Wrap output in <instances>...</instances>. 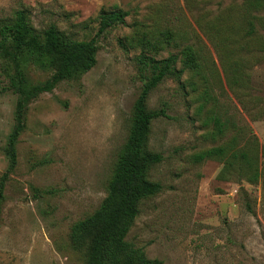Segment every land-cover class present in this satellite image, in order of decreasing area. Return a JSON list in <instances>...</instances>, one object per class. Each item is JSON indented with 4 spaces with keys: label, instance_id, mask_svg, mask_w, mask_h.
Returning <instances> with one entry per match:
<instances>
[{
    "label": "rangeland",
    "instance_id": "obj_1",
    "mask_svg": "<svg viewBox=\"0 0 264 264\" xmlns=\"http://www.w3.org/2000/svg\"><path fill=\"white\" fill-rule=\"evenodd\" d=\"M18 9L41 41L51 24L88 40L103 12L127 15L98 37L93 68L27 106L1 205L0 264H86L89 242L75 244L72 226L108 194L150 74L140 70L143 53L178 54L182 74L167 77L147 101L150 109L167 107L148 141L163 154L149 173L163 189L140 202L128 244L162 264H264V0H0V39ZM187 48L196 52L193 66ZM29 61L31 83L53 74L46 62ZM14 71L0 49V181L18 99L4 87ZM217 147L224 157L196 159ZM241 150L250 151L257 179L232 157Z\"/></svg>",
    "mask_w": 264,
    "mask_h": 264
},
{
    "label": "trees",
    "instance_id": "obj_2",
    "mask_svg": "<svg viewBox=\"0 0 264 264\" xmlns=\"http://www.w3.org/2000/svg\"><path fill=\"white\" fill-rule=\"evenodd\" d=\"M127 12L119 9L103 12L96 36L88 40L68 37L55 24L44 30V41L35 34L28 20L27 11L18 9L14 20L1 26L0 49L15 64L14 74L10 76L5 90L18 95L14 112L15 125L8 136L6 155L9 160L7 171L0 181L1 205L5 199V187L10 173L17 163L16 143L25 127V112L29 103L42 93L52 92L61 82L83 75L97 63L98 37L123 23ZM189 66L196 63V52L186 50ZM29 57L41 61L53 69V74L45 81L33 84L26 77V65ZM45 57V58H44ZM140 70L146 74L145 81L134 103L132 122L127 141L119 156L114 175L108 187V194L92 214L77 221L72 226L71 237L75 244L88 241L86 264H162L159 259H149L141 249L133 248L126 237L139 214L140 202L158 194L163 186L149 177L151 168L163 160L161 152L151 151L148 147L152 123L160 117H167V107L148 108L147 101L151 92L167 77H181L182 70L177 68L178 54L157 59L154 56H138ZM219 131H222L220 127ZM224 147L211 148L196 156L197 160L210 157H224ZM233 158H241L252 169V177L258 178L253 169V158L249 150L234 151ZM228 160L226 168L233 165Z\"/></svg>",
    "mask_w": 264,
    "mask_h": 264
}]
</instances>
